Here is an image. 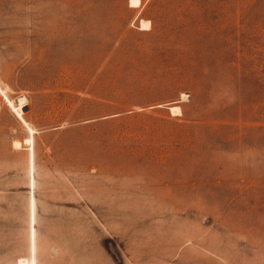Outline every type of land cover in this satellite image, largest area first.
<instances>
[{"label":"rangeland","instance_id":"1","mask_svg":"<svg viewBox=\"0 0 264 264\" xmlns=\"http://www.w3.org/2000/svg\"><path fill=\"white\" fill-rule=\"evenodd\" d=\"M140 1L0 0V264H264V0Z\"/></svg>","mask_w":264,"mask_h":264},{"label":"bare ground","instance_id":"2","mask_svg":"<svg viewBox=\"0 0 264 264\" xmlns=\"http://www.w3.org/2000/svg\"><path fill=\"white\" fill-rule=\"evenodd\" d=\"M140 2H141L140 0H131L132 5H133V4H138V3H140ZM139 5H140V4H139ZM148 24H149V23H144L143 26L146 28V27H148ZM183 96H184V95H183ZM25 101H26V98H25V97H24V98L22 97V98L19 99V102L21 103V105H23ZM179 109H180L179 106H172V107H171V110H173V111H175V110H179ZM26 141L29 142L30 139H26ZM19 264H29V262L27 261V259H20V260H19Z\"/></svg>","mask_w":264,"mask_h":264}]
</instances>
